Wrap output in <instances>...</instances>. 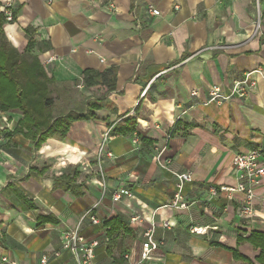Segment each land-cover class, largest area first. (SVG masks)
<instances>
[{
	"label": "crops",
	"instance_id": "0c3cea01",
	"mask_svg": "<svg viewBox=\"0 0 264 264\" xmlns=\"http://www.w3.org/2000/svg\"><path fill=\"white\" fill-rule=\"evenodd\" d=\"M3 1L14 19L3 22L0 40L28 63L36 59L53 80V116L83 114L88 101L98 107L93 117L71 121L64 137L37 144L13 131L21 111H0V264H75L68 251L53 252L62 231L77 225L84 237L101 241L94 264H133L148 223L134 227L129 218L141 213L160 242L146 264H264V249L246 239L264 235V178L251 218L238 215L240 194L211 192L234 183L233 154L259 148L264 165V0ZM148 4L160 14H149ZM109 68L112 90L83 85L85 69ZM254 69L262 74L245 96L207 103L211 86L226 93ZM127 119L134 129L124 133ZM109 127L111 156L103 152L98 161ZM182 172L192 174L182 188L187 207L173 208L167 204ZM119 187L134 197L113 202ZM90 208L100 224L81 219ZM114 217L131 233L108 235L103 221ZM164 220L171 228L162 227Z\"/></svg>",
	"mask_w": 264,
	"mask_h": 264
},
{
	"label": "built area",
	"instance_id": "2783aa9c",
	"mask_svg": "<svg viewBox=\"0 0 264 264\" xmlns=\"http://www.w3.org/2000/svg\"><path fill=\"white\" fill-rule=\"evenodd\" d=\"M98 1V0H93ZM112 7V3L109 4ZM147 12L151 15H159L160 11L151 4L147 5ZM0 10L4 12L5 20H12V8L8 1L0 2ZM261 69H254L247 71L239 79H235L232 82L230 90L226 93L221 91L219 85H213L208 89L207 92V103L215 102L221 103L222 101L229 100L233 97H243L246 95L248 90H252L256 87L257 76L261 75ZM192 95L196 94V91L191 92ZM111 127L107 128L104 132L101 143L97 151L98 161L101 160L103 152L107 156H111L109 151H105V143L108 138V134ZM2 138V129L0 128V140ZM133 143L139 144V137L134 135ZM261 149L252 148L246 152L233 154L230 160V164L233 171L234 183L231 185H220L219 187H211V192L216 193L218 190L225 191L227 197L231 198L235 194H240V204L238 208V215L241 218H251L253 216V196L255 189L261 184L264 178V165L261 159ZM176 192L173 198L167 204L173 208H186L187 202L184 201L182 196V188L184 183L192 181V174L190 172L176 173ZM97 182L102 186L103 192L106 189L104 181V173L101 168L99 169V176ZM123 197L132 198L133 194L125 187H119L113 190L111 194V200L113 202L121 200ZM93 208L88 209L83 213L81 219L88 218L91 224H100L102 219L92 212ZM139 222H147L148 225L142 231L143 243L140 252L139 259L133 264H146V260L149 259L151 253L156 250L160 244L155 239V224L153 221L141 214H133L129 218L131 226L136 227ZM172 222L164 220L162 227L169 229L172 226ZM192 232L200 233V228H192ZM109 240L108 236H104L102 242L105 245ZM101 241L98 238L87 239L84 237L79 226H75L72 229L62 231L60 237V249L53 252V257L59 255L61 250L68 251L75 262V264H94L96 258V250L100 246ZM3 260H6L3 257ZM48 260L47 255H42L40 261L45 263Z\"/></svg>",
	"mask_w": 264,
	"mask_h": 264
},
{
	"label": "trees",
	"instance_id": "16d2710c",
	"mask_svg": "<svg viewBox=\"0 0 264 264\" xmlns=\"http://www.w3.org/2000/svg\"><path fill=\"white\" fill-rule=\"evenodd\" d=\"M12 17L13 20V12ZM4 21V12L0 10L1 35ZM31 47L32 41L29 40L26 49L30 50ZM51 82L53 80L46 76L36 59L28 63L14 48L0 40V111L13 109L21 111L22 118L13 131L23 132L28 137L36 139V144L47 137H64L71 121L93 117L91 110L98 107L97 102L88 101L87 111L83 114L69 111L54 117ZM82 82L85 87L99 86L110 91L115 86L114 70L112 68L103 71L85 69L82 72ZM133 124L131 119H127V126L121 131L124 133L132 132ZM28 205L33 206L32 203H28ZM103 222L109 227L108 235L120 228L124 232L131 233V229L120 217H114ZM246 239L255 240L257 245L261 246V250L264 249V235L261 233L251 232ZM256 239L260 241L257 242ZM236 253V250H233V254Z\"/></svg>",
	"mask_w": 264,
	"mask_h": 264
},
{
	"label": "rangeland",
	"instance_id": "374dc122",
	"mask_svg": "<svg viewBox=\"0 0 264 264\" xmlns=\"http://www.w3.org/2000/svg\"><path fill=\"white\" fill-rule=\"evenodd\" d=\"M254 1H256V0H254Z\"/></svg>",
	"mask_w": 264,
	"mask_h": 264
}]
</instances>
